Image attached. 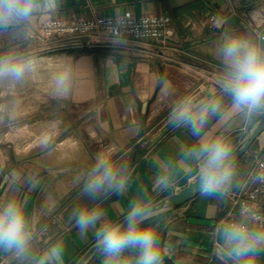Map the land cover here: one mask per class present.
I'll return each instance as SVG.
<instances>
[{"label": "crops", "instance_id": "1", "mask_svg": "<svg viewBox=\"0 0 264 264\" xmlns=\"http://www.w3.org/2000/svg\"><path fill=\"white\" fill-rule=\"evenodd\" d=\"M127 9L169 15L175 34L165 46L122 38L120 45L111 41L69 48L54 46L41 34L46 17L115 15ZM211 14L221 19L219 25H210ZM262 14L264 0H59L54 11L30 21L23 38L0 33V54L15 50L36 60L22 84L0 82V202L15 200L28 214L33 259L26 264H35L57 242L64 245V264H74L95 242L92 232L80 234L70 217L73 209L90 202L78 180L102 151L114 152L131 173L127 191L101 203L105 218H121L129 202L144 193L153 203L188 184L176 169L172 189L153 187L158 162L178 159L180 146L193 139L186 129L167 124L168 112L180 95L210 94L221 70L216 57L221 34L258 32ZM62 73L69 83L64 95L56 90ZM252 127L233 116L219 124L213 120L209 130L226 135L234 149ZM255 140L247 156L235 161L238 185L248 154L264 145ZM144 158L145 171L132 177ZM229 206V196L218 201L198 193L161 210L164 264H218L211 233ZM89 264H103V257L98 254ZM256 264H264V253Z\"/></svg>", "mask_w": 264, "mask_h": 264}, {"label": "clouds", "instance_id": "2", "mask_svg": "<svg viewBox=\"0 0 264 264\" xmlns=\"http://www.w3.org/2000/svg\"><path fill=\"white\" fill-rule=\"evenodd\" d=\"M59 0H0V33L23 38L30 21L54 11ZM127 15L116 13L112 30L116 45ZM255 20V17H253ZM220 64L213 90L207 96L186 93L178 96L167 116V124L186 129L192 142L182 144L179 158L158 162L154 190L168 191L175 185L179 169L189 183L199 186L202 197L223 201L238 186L233 145L223 133L213 135L210 123L233 116L245 127L264 119V32L225 31L216 49ZM35 57L10 50L0 54V82L22 84L35 69ZM163 85V79L160 80ZM58 94H67L68 77L56 78ZM264 183V172L253 177ZM129 165L114 152H100L79 178L81 194L90 199L73 209L71 219L80 234L92 232L103 264H164L158 231L160 206H153L147 193L129 202L121 218H105L101 203L123 195L130 184ZM213 255L218 264H256L264 253V214L244 203L238 213L217 223L211 233ZM33 233L28 214L15 200L0 202V250L12 252L21 264L32 261ZM35 264H64V245L53 244L35 259Z\"/></svg>", "mask_w": 264, "mask_h": 264}, {"label": "built area", "instance_id": "3", "mask_svg": "<svg viewBox=\"0 0 264 264\" xmlns=\"http://www.w3.org/2000/svg\"><path fill=\"white\" fill-rule=\"evenodd\" d=\"M122 14L127 15L120 28L123 39L133 41L150 40L161 46L167 44L175 34V28L169 15L158 13L136 14L131 9ZM115 15L78 16L65 19L59 16L46 17L41 25L43 38L57 47H80L84 44H100L115 40L111 29L115 25ZM221 19L211 14L210 25H219ZM258 32H264V15L260 16ZM264 172V150L258 151L251 158L246 173L238 187L229 193L230 206L217 223L235 216L241 205L247 203L264 214V183L253 180V177ZM179 189V188H178ZM177 189V190H178ZM0 264H21L15 255L0 253Z\"/></svg>", "mask_w": 264, "mask_h": 264}, {"label": "water", "instance_id": "4", "mask_svg": "<svg viewBox=\"0 0 264 264\" xmlns=\"http://www.w3.org/2000/svg\"><path fill=\"white\" fill-rule=\"evenodd\" d=\"M264 130V119L257 120L244 139L233 149V159L238 160L252 145L254 140ZM146 169V158L142 159L132 170V177L136 172H144ZM199 193V186L195 182L184 185L178 190L166 195L165 197L153 202V206H160L161 210L172 208L183 204ZM99 253L96 251V243L88 247V249L79 257L74 264H89V262Z\"/></svg>", "mask_w": 264, "mask_h": 264}, {"label": "rangeland", "instance_id": "5", "mask_svg": "<svg viewBox=\"0 0 264 264\" xmlns=\"http://www.w3.org/2000/svg\"><path fill=\"white\" fill-rule=\"evenodd\" d=\"M263 133V134H262ZM260 135H259V137H257L256 138V143H258V141H259V139H261V140H263L264 141V130H263V132H262ZM261 137V138H260ZM258 145V144H257ZM251 147V146H250ZM250 149V148H249ZM248 149V150H249ZM261 150H264V145H262V148H259V149H256L255 151H250L251 152V154L249 153L248 155V157H249V161L251 160V158L254 156V154L255 153H257L258 151H261ZM243 155H245L244 157H246L247 156V152L245 153V154H243ZM244 165L246 166V164H245V161H244Z\"/></svg>", "mask_w": 264, "mask_h": 264}]
</instances>
